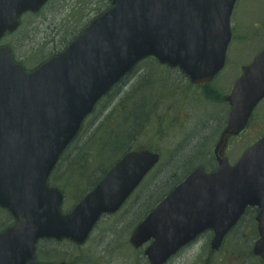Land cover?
Masks as SVG:
<instances>
[{
  "label": "water",
  "instance_id": "water-1",
  "mask_svg": "<svg viewBox=\"0 0 264 264\" xmlns=\"http://www.w3.org/2000/svg\"><path fill=\"white\" fill-rule=\"evenodd\" d=\"M47 0H0V38L18 17ZM113 7L92 21L69 46L31 73L0 48V207L18 224L0 235V264L34 262L39 239L82 244L102 214L115 213L158 162L149 151L126 154L67 215L62 195L47 178L84 118L134 65L147 56L179 67L197 84L223 67L235 0H109ZM264 98V49L242 69L231 95L224 134L242 131ZM257 208L259 239L253 254L264 261V139L234 166L190 173L147 215L130 237L150 264L166 260L198 234L214 232L212 248L245 210ZM60 264H66L64 262Z\"/></svg>",
  "mask_w": 264,
  "mask_h": 264
},
{
  "label": "rangeland",
  "instance_id": "rangeland-1",
  "mask_svg": "<svg viewBox=\"0 0 264 264\" xmlns=\"http://www.w3.org/2000/svg\"><path fill=\"white\" fill-rule=\"evenodd\" d=\"M109 6L107 0H52L38 14L23 15L19 29L13 35L5 37L2 44L12 50L16 61L31 70L61 51L93 18L108 10ZM230 28L232 39L227 49L228 64L224 73L228 80L235 76L236 70L250 63L264 47V0H237L230 18ZM152 62L147 60L141 63L117 89L99 103L80 131L82 138L89 137V134L100 126L99 133H104L105 139H111L112 133L107 123L110 126L114 124L115 128L119 127L125 113L136 101L144 97L145 92L142 89L150 82L168 81L163 87V93L173 89V74L163 72ZM173 83L177 88V83ZM181 98L183 104L178 95L171 97L169 101L170 113L167 115V121L170 127L163 137L158 124V115L161 114L160 102L155 97L150 103L157 102L158 106L146 108L142 120L136 125L135 130L141 136L134 140L132 137L129 143L122 141L127 144L124 152L129 147L151 150L161 148L162 160L121 211L102 218L81 247H75L68 242L40 241L37 244L38 261H66L69 264H147L143 255L146 246L138 250L129 246L131 232L187 173L204 163L199 160V154L207 146L196 147V139L202 138L207 121L204 123L199 101L191 102L183 96ZM258 108L248 134L239 140L235 149L237 156H240L253 140L264 136V102ZM181 122L183 125L177 127ZM125 126L133 127L130 124ZM125 129L129 130L127 127ZM214 133L215 130L208 131V138L211 139ZM157 135L158 138H155ZM187 136H195L196 139L185 143L183 140ZM85 149V145L71 144L50 179V183H56L65 196L62 206L64 212L76 202L75 198L88 192L93 187V181L98 178V182L106 170L105 166L102 167L103 162L96 156V149H88L91 154L84 156ZM120 154L119 148L109 151L106 158L111 159L106 163L112 162ZM232 159V162L237 160ZM82 163L89 166L90 175L70 173L68 170L64 173L67 168L77 170ZM76 179L83 180L87 186L83 194L77 192L79 181ZM254 216L252 211H248L227 236L218 252L210 251L211 237L204 234L191 248L182 249L177 258L167 264H262L251 255V248L256 240ZM9 223L7 215L0 210V231Z\"/></svg>",
  "mask_w": 264,
  "mask_h": 264
},
{
  "label": "flooded vegetation",
  "instance_id": "flooded-vegetation-1",
  "mask_svg": "<svg viewBox=\"0 0 264 264\" xmlns=\"http://www.w3.org/2000/svg\"><path fill=\"white\" fill-rule=\"evenodd\" d=\"M226 61L227 60H225V65L223 69L209 83L204 84V85L192 84L177 68H170L166 66H162L161 68H159L165 73L168 71L167 73H171V75L173 74L172 75V78H174L172 81L173 89L170 88L168 89L167 92L163 93V87L168 82L166 80H165V83L164 82H159V83L150 82L149 84H147V86L142 89L145 92L144 97L136 101L135 103V111H136L135 115L136 116H135V119H131V122L134 123L132 124L134 128L131 127L128 131H124L123 135L127 137L128 134L131 133L133 140L134 138L141 136V134H138L135 130L137 129L136 125L139 124V122L142 120L143 115L146 113V107L148 108V107L158 106L157 102L150 103L151 101H153L155 97H157L158 101L160 102V110H161V114L158 115L160 119V123L158 124L160 126V131L162 132L161 137H163V135L167 133L168 128L170 127L169 126L170 124L167 121V115L170 113L169 101L171 100V97L178 95V98L182 100L180 102L183 104V99L181 98L183 96L185 100H190L191 102H198V101L200 102V107H201V111L203 114L204 123L207 121V124H205V130L202 131V135H203L202 138L197 140L195 136L193 137L187 136L185 140H183V142L188 143L190 142V140L195 138L196 143H197L196 147L207 146V147H204L199 154V157H201L199 158V160H202L204 163H202V166H198V167H203L206 170V172H213L218 169V164L220 160L224 159L230 165H233L234 163H236L238 159L241 157V155L243 154V152L248 147H250L258 139L263 137V136H260L259 138L253 140L249 144V146L242 152L240 156H237L235 154V149L238 146L239 140L244 138L248 134L249 128L251 127L252 119L254 118L255 114L259 110L258 107L260 106L262 102H264V100H262L258 104V106L254 109L245 129L240 134L236 136L232 134H224V131L228 123L229 114H230V105L227 101V98L232 92L234 85L241 74V69H242L241 67L239 68L238 71L236 70L235 76L228 80L227 78H225V75H224L227 69V64H228V61L227 62ZM238 72H239V75H237ZM174 81L177 83V88H175L176 85L173 83ZM147 87L149 88L146 89ZM161 94H162V98H161ZM149 103L150 105H148ZM182 125L183 123L181 122L177 127H181ZM210 130H215V133L212 135L211 139L208 138L209 136L208 131ZM155 138H158V135ZM153 151L160 155V162H161L162 160L161 148H157L156 150H153ZM232 158L237 159V160L235 162H232L233 160ZM136 191L137 190H135L132 193L130 198H132V196L135 195ZM207 234H209L211 237L210 239H212V236H213L212 232L207 233ZM201 236L195 238V240L191 241L188 245L183 247V249L191 248L201 238ZM210 251L215 252L212 249H210ZM180 252H178L175 256H173L169 262H172L175 258H177Z\"/></svg>",
  "mask_w": 264,
  "mask_h": 264
},
{
  "label": "trees",
  "instance_id": "trees-1",
  "mask_svg": "<svg viewBox=\"0 0 264 264\" xmlns=\"http://www.w3.org/2000/svg\"><path fill=\"white\" fill-rule=\"evenodd\" d=\"M104 126H105V123H104ZM113 128L114 129L109 128L110 131H111V133H112V138L111 139L108 138V140H107V139H105L104 133H99V129H100V126H99L95 131H93V132H91L89 134V137L86 136V137L82 138L81 133H80L77 136V138L74 140L73 143H75L77 145H80L81 144L82 146L83 145L86 146V149L83 152V155L84 156H87V155H90L91 154V153H88V149H91L92 147H93V149H96V151H97L96 156H97L98 160H100L101 162H103L102 163L103 164L102 167L105 166L106 170H108L110 168V166L114 162H116V160H118L120 158V156H121V155H119V157H117L112 162L106 163V161H108V160L111 159V158H109V159L106 158V156L109 154V151H112L114 148H119L120 151H121V153H122L124 151L125 147L127 146L126 143H122V141H125V139H122V137H125L123 135V132H124V129L125 128H123V127H117V128H115V125H113ZM126 140L128 141L129 139H126ZM130 149H131V147H129L128 149H126V151H128ZM104 163L106 165H104ZM88 168H89V166L87 164L82 163V164H80L78 166V169L77 170H73L71 168H67L64 171V173L68 170L70 173H75V174H88V175H90L89 174V171H88ZM106 170H105V172H106ZM105 172L102 173V176H103V174ZM97 179H95L93 181V183H92L91 186H94L97 183ZM76 181H79L77 192L82 194L85 191V189L87 188V186L84 185V181L83 180L80 181V180L76 179ZM54 185H56V183H54Z\"/></svg>",
  "mask_w": 264,
  "mask_h": 264
}]
</instances>
